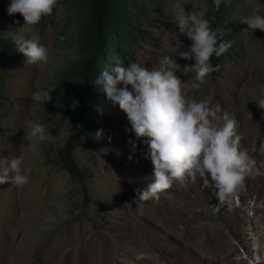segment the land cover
<instances>
[{
	"label": "rangeland",
	"instance_id": "374dc122",
	"mask_svg": "<svg viewBox=\"0 0 264 264\" xmlns=\"http://www.w3.org/2000/svg\"><path fill=\"white\" fill-rule=\"evenodd\" d=\"M145 2L147 19L139 30L146 34L119 61L151 69L164 55H174L176 5L205 15L209 8L206 0ZM256 15L264 17V0L238 1L231 16L237 54L198 88L193 87L198 83L194 73L176 74L185 82L189 100L219 105L237 120L241 148L256 161L259 174L246 177L243 187L228 197L219 195L210 178L186 176L161 193L159 201L148 202L135 200V190L145 188L153 173L150 159H145L147 146L136 139L126 114L108 99L97 130L76 142L73 157L83 182L48 160L65 139L67 118L48 105L50 101L36 100L35 94L50 93L62 65L75 56L62 32L69 15L60 7L57 23L44 32L25 25L26 38L46 46L49 59L43 65L28 64L18 52L16 59L5 60L11 72L6 87L10 102L0 120V159L22 158L28 183L0 185V264H154L155 250L158 257L167 254L161 263L188 264L186 251L227 253L232 247L234 257L245 264H264V109L257 105L264 98V32H242L247 25L239 23ZM24 23H12L10 30L15 33ZM179 39L186 46L182 50L190 48L186 36ZM176 61L181 68L195 63L178 56ZM112 67L114 61L105 69ZM35 123L60 137L57 143L26 135ZM98 130L103 132L100 139ZM130 139L138 146L135 152Z\"/></svg>",
	"mask_w": 264,
	"mask_h": 264
},
{
	"label": "clouds",
	"instance_id": "9594fccd",
	"mask_svg": "<svg viewBox=\"0 0 264 264\" xmlns=\"http://www.w3.org/2000/svg\"><path fill=\"white\" fill-rule=\"evenodd\" d=\"M220 3L221 0H214L217 10ZM56 4L57 0H11L7 8L9 16L19 13L24 20L21 22H25L10 34L16 52L23 54L28 64H46L49 49L35 38H26L24 26L37 25L52 14ZM176 8L173 22L178 35L174 55H164L158 66L151 69L136 63L127 66L115 63L110 70L102 69L95 81L113 106L118 105L126 114L136 139L147 146L145 159H150L153 173L145 188L135 190V200L141 202L159 201L161 193L169 190L174 182H183L186 176L208 177L219 195L228 197L243 187L246 177L259 174L256 161L241 148L237 120L228 112H222L219 105L189 100L183 91L185 82L176 74L178 71L185 76L194 73L198 83L193 87L198 88L211 73L219 70L210 63L213 54L219 57L226 53L231 43L218 42V36L222 37L223 33L213 30L203 11L186 12L179 4ZM13 23L19 25V21ZM239 23L247 25L242 32L252 33L256 29L264 32V17L259 15L242 18ZM180 35L192 42L187 50H182L186 46L179 39ZM177 56L195 63L181 68ZM35 99L46 103L52 98L45 92L43 96L35 94ZM257 105L264 109V98ZM26 135L38 141H50L52 145L60 139L48 134L40 123L33 124ZM95 135L100 139L102 130ZM128 143L135 152L137 144L131 139ZM260 151L264 152V142ZM21 164L19 157L0 159V185L27 184L28 176L22 173Z\"/></svg>",
	"mask_w": 264,
	"mask_h": 264
},
{
	"label": "trees",
	"instance_id": "16d2710c",
	"mask_svg": "<svg viewBox=\"0 0 264 264\" xmlns=\"http://www.w3.org/2000/svg\"><path fill=\"white\" fill-rule=\"evenodd\" d=\"M145 1L57 0L52 14L33 26L41 32L55 26L60 7H65L69 15L62 32L70 38L69 47L74 48L75 56L65 62L56 75L50 91L52 99L47 103L55 106L67 118L66 136L62 145L48 160L74 181L84 180V174L73 157L76 142L81 138L89 139L97 130L96 123L101 118V109L108 99L95 81L101 70L112 61L123 63V60H119L127 50L135 48L146 34V30H139L142 27L140 23L147 19ZM206 1L209 11L204 18L210 21L214 31L220 30L223 33L222 37L218 36V42L231 43L226 53L219 57L213 54L211 58L210 63L214 67H220L237 54L231 16L239 0H221L219 10L216 9L214 0ZM10 3L11 0H0V120L5 116L10 102L6 87L11 72L5 60L17 58L10 27L14 21H24L19 13L8 15ZM113 45L115 48H112ZM86 190L83 186V191Z\"/></svg>",
	"mask_w": 264,
	"mask_h": 264
},
{
	"label": "bare ground",
	"instance_id": "6f19581e",
	"mask_svg": "<svg viewBox=\"0 0 264 264\" xmlns=\"http://www.w3.org/2000/svg\"><path fill=\"white\" fill-rule=\"evenodd\" d=\"M166 240V242H168L167 241V238L165 239ZM170 241V240H169ZM163 242H165V241H163ZM169 243V242H168ZM172 242H170V244H171ZM163 244V243H162ZM161 244V245H162ZM158 246V245H157ZM165 246V245H164ZM166 247H167V245H166ZM169 247V246H168ZM216 248V247H215ZM214 248V249H215ZM218 249V248H217ZM163 250H164V248H163ZM198 250V249H197ZM213 251V252H212ZM201 250V252L200 253H190V254H188V252L186 251L185 253H187V258H190L191 259V261H189L188 262V264H245V261L246 260H244V259H236L235 257H234V254H233V252L235 251V250H233V247H232V249L229 251V252H227V253H224V252H217V251H214V250ZM194 252H195V250H194ZM157 253H159V252H157L156 250L154 251V257L156 258H154V264H171V262L170 261H172V260H167L165 263L163 262V263H161L160 262V258H161V256H163V257H165V254L166 253H160V256L158 257L157 256ZM169 254V253H168ZM179 254H181V253H179ZM167 255V254H166ZM186 255V254H185ZM167 257H169V256H167ZM158 258V259H157ZM167 259V258H166ZM163 260H165L164 258H163ZM188 260V259H187ZM186 260V261H187ZM183 262V261H182ZM187 263V262H186ZM178 264V263H177ZM182 264V263H181ZM183 264H184V262H183Z\"/></svg>",
	"mask_w": 264,
	"mask_h": 264
}]
</instances>
